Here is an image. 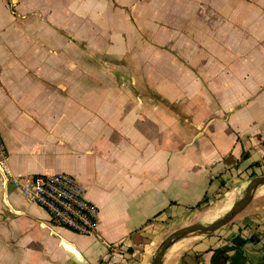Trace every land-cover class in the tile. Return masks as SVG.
I'll return each mask as SVG.
<instances>
[{
	"label": "crops",
	"instance_id": "1",
	"mask_svg": "<svg viewBox=\"0 0 264 264\" xmlns=\"http://www.w3.org/2000/svg\"><path fill=\"white\" fill-rule=\"evenodd\" d=\"M75 42L140 86H73ZM0 132L14 174L69 173L99 210L57 226L0 171V264H149L158 225L264 174V0H0ZM261 187L162 264H264Z\"/></svg>",
	"mask_w": 264,
	"mask_h": 264
},
{
	"label": "built area",
	"instance_id": "2",
	"mask_svg": "<svg viewBox=\"0 0 264 264\" xmlns=\"http://www.w3.org/2000/svg\"><path fill=\"white\" fill-rule=\"evenodd\" d=\"M0 171L11 187L28 201L45 209L51 221L79 234L94 233L99 210L96 204L83 196V187L66 172L16 175L12 172L0 132Z\"/></svg>",
	"mask_w": 264,
	"mask_h": 264
},
{
	"label": "rangeland",
	"instance_id": "3",
	"mask_svg": "<svg viewBox=\"0 0 264 264\" xmlns=\"http://www.w3.org/2000/svg\"><path fill=\"white\" fill-rule=\"evenodd\" d=\"M95 45L97 49H100L99 44H95ZM88 48L92 49L91 47H88ZM85 50H86L85 44L75 42V77H74L75 84L73 86H140V80L133 78L134 81H131L130 76L120 75V69L118 67L112 66L111 72L105 73L103 70L105 68V65L102 62L101 63L96 62L94 64H91V60H88ZM88 66L90 67V69L92 68V70L94 71V74L88 75L86 72H79L81 70L85 71ZM87 71H90V70L88 69ZM261 188L259 187L256 193ZM262 195H264V193H262ZM224 203L225 201H223L221 204H218L219 205L217 206L218 208H215L216 205L215 206L211 205L207 209L208 211L205 212L204 216L206 217L204 218L203 216V218H200L199 220L202 222H207V221L212 220L213 217L218 216L221 213V210H219V208L222 207ZM228 203H229V200L227 201L226 205H228ZM199 220H191L192 222L190 221L188 224L197 222ZM178 227L175 225H169L167 223L158 225L159 230L157 234V240L158 239L159 240H158V243H155V248L158 246L160 241L167 234H169L171 231H173L174 229ZM185 242H187V239H181V241L178 242L179 244L177 243L178 244L177 246L182 247V245L185 244Z\"/></svg>",
	"mask_w": 264,
	"mask_h": 264
},
{
	"label": "water",
	"instance_id": "4",
	"mask_svg": "<svg viewBox=\"0 0 264 264\" xmlns=\"http://www.w3.org/2000/svg\"><path fill=\"white\" fill-rule=\"evenodd\" d=\"M262 185H264V174L249 178L243 190L220 215L207 222L197 221L171 231L153 250L149 264H162L166 253L175 242L194 235L209 234L229 223L249 203L257 189Z\"/></svg>",
	"mask_w": 264,
	"mask_h": 264
},
{
	"label": "trees",
	"instance_id": "5",
	"mask_svg": "<svg viewBox=\"0 0 264 264\" xmlns=\"http://www.w3.org/2000/svg\"><path fill=\"white\" fill-rule=\"evenodd\" d=\"M204 201V200H203ZM200 203L197 204L199 206ZM228 255L223 249L216 248L210 257V264H237L238 257L235 256L232 261L228 262Z\"/></svg>",
	"mask_w": 264,
	"mask_h": 264
},
{
	"label": "bare ground",
	"instance_id": "6",
	"mask_svg": "<svg viewBox=\"0 0 264 264\" xmlns=\"http://www.w3.org/2000/svg\"><path fill=\"white\" fill-rule=\"evenodd\" d=\"M261 188V187H260ZM263 188V187H262ZM229 200V198L227 197L226 198V200H225V203L223 204V206L222 207H220L219 208V210H223L224 208H225V206H226V203H227V201ZM215 203V202H214ZM220 204V203H219ZM211 205V204H210ZM216 205V204H215ZM208 207V206H207ZM211 208H213V207H211ZM215 208H218L217 206L215 207Z\"/></svg>",
	"mask_w": 264,
	"mask_h": 264
}]
</instances>
